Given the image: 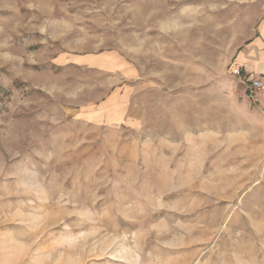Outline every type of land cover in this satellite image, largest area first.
Returning a JSON list of instances; mask_svg holds the SVG:
<instances>
[{"label": "rangeland", "instance_id": "374dc122", "mask_svg": "<svg viewBox=\"0 0 264 264\" xmlns=\"http://www.w3.org/2000/svg\"><path fill=\"white\" fill-rule=\"evenodd\" d=\"M264 0H0V264H264V107L232 75Z\"/></svg>", "mask_w": 264, "mask_h": 264}, {"label": "crops", "instance_id": "0c3cea01", "mask_svg": "<svg viewBox=\"0 0 264 264\" xmlns=\"http://www.w3.org/2000/svg\"><path fill=\"white\" fill-rule=\"evenodd\" d=\"M237 64L247 74L264 77V16L260 19L255 36L238 57Z\"/></svg>", "mask_w": 264, "mask_h": 264}, {"label": "built area", "instance_id": "2783aa9c", "mask_svg": "<svg viewBox=\"0 0 264 264\" xmlns=\"http://www.w3.org/2000/svg\"><path fill=\"white\" fill-rule=\"evenodd\" d=\"M232 75L244 86V95L253 105L264 107V77L247 74L235 64L232 68Z\"/></svg>", "mask_w": 264, "mask_h": 264}]
</instances>
